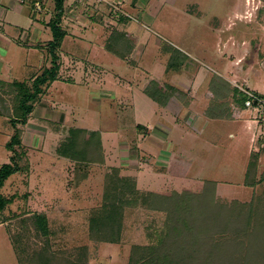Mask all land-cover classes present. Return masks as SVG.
Instances as JSON below:
<instances>
[{
    "label": "rangeland",
    "instance_id": "1",
    "mask_svg": "<svg viewBox=\"0 0 264 264\" xmlns=\"http://www.w3.org/2000/svg\"><path fill=\"white\" fill-rule=\"evenodd\" d=\"M18 1L19 33L8 25L2 34L0 24L9 41L7 50L0 41V166L9 161L10 119L17 116L11 84L32 90L51 66L54 1ZM61 25L62 73L41 85L25 123L15 124L26 149L22 169L0 188L9 200L0 211V264H33L47 241L66 257L85 246L89 264H128L133 245L158 244L161 235L177 264H227L235 242L224 231L226 214L236 204L264 205V98L242 106L232 88L264 96V0H66ZM108 43L118 53L104 49ZM167 45L187 56L179 69H166L173 54ZM150 80L179 89L157 105ZM72 126L100 132L99 160L78 166L57 154ZM112 168L147 198L125 207L118 242H98L89 217ZM35 214L45 216L47 234L36 228ZM216 241L222 246L214 256L198 252Z\"/></svg>",
    "mask_w": 264,
    "mask_h": 264
},
{
    "label": "trees",
    "instance_id": "2",
    "mask_svg": "<svg viewBox=\"0 0 264 264\" xmlns=\"http://www.w3.org/2000/svg\"><path fill=\"white\" fill-rule=\"evenodd\" d=\"M53 17L49 19V26L51 29L52 40L49 42L50 49V62L51 66H46L42 69L41 73L34 78L33 89L29 90L26 85L22 83H12L11 86L18 89V95L16 100L18 105L16 107L17 116L10 119V124L13 126L14 132L10 138V141L6 143V147L11 152L9 161L0 166V188L3 186L5 180L12 175L20 171V160L26 149L20 141L19 131L15 127V124L25 123L27 114L32 109V102L36 100L43 92L41 85H48L58 77V71L60 68V55L57 49L60 47V41L66 34L61 25V17L64 12V2L66 0H53ZM167 47V48H166ZM163 48L165 52L171 51L173 54L169 58L166 69H178L186 60L187 56L180 50L173 48L172 46H166ZM106 49L116 53L110 43L106 45ZM57 52V54L55 53ZM118 53V52H117ZM222 86L229 88V82L226 79H219ZM2 83V82H0ZM4 83V82H3ZM148 95L156 102L164 103L171 93L177 92V88L171 84H160L155 80L149 82ZM233 92L238 93L240 98H235L236 102L242 106L245 105V101L248 99L244 92H241L237 87H232ZM213 89V88H212ZM217 96V95H215ZM261 97H264L261 95ZM213 109L217 107L216 103L212 101ZM17 110L19 112H17ZM99 131H88L83 127H69L67 134L62 142L56 147L55 151L60 157L67 158L77 163L78 166H84L89 162H96L102 156L101 154V139ZM17 147L19 150H17ZM257 154H252L253 160L248 164L246 170L247 185H252V179L249 180V174L254 176L255 161ZM251 176V177H252ZM264 176V174L262 175ZM138 190L135 186V181L129 177L121 176L118 173L117 168H112L111 173L106 175L104 182V190L101 206L89 217V232L90 237L98 242L116 243L120 240L122 231V222L124 217L125 207L135 206L142 199L146 201L144 196L138 194ZM150 195L161 196V194L150 193ZM175 197V193L171 194ZM178 196V195H177ZM9 203V200L0 193V211L3 210L5 205ZM178 209L175 210V212ZM35 226L43 234H47V222L44 215L35 214ZM226 223L224 231L228 238L235 242L233 243V249L227 260V264H260L264 263V205L259 200L252 201L249 204H236L234 210H229L226 214ZM163 237V238H162ZM246 237V241H242V238ZM245 238V239H246ZM164 236L158 240V244L154 245H133L128 258V264H177L176 260L171 257V253L167 249H162ZM221 239V238H220ZM211 242V240H210ZM246 242V243H245ZM210 245L207 248H199L198 252L206 250L208 258L214 256V253L221 251V246L217 244ZM49 242L47 241L44 248L38 251L32 260L33 264H89L86 258V247L83 246L77 255L66 257L61 256L49 248ZM238 246L236 249L235 247ZM232 247V246H231ZM235 252V253H234ZM241 257H234L236 254ZM233 256V257H232ZM201 257V261H204ZM207 264H210L209 262Z\"/></svg>",
    "mask_w": 264,
    "mask_h": 264
},
{
    "label": "crops",
    "instance_id": "3",
    "mask_svg": "<svg viewBox=\"0 0 264 264\" xmlns=\"http://www.w3.org/2000/svg\"><path fill=\"white\" fill-rule=\"evenodd\" d=\"M24 2V1H23ZM22 4H24V3H22L21 1L19 2L18 0H0V24H1V22L3 23L2 25H3V29L4 30H2L1 29V31H2V34L3 33H5V31H6V29H5V26H8V25H10L11 27H13L14 28V30L15 31H17V34L19 33V31H18V29H21V28H19V27H22V26H20V22H21V18H22V16H21V12L23 11V9H24V7L22 6ZM33 33H37V34H39V36L41 37V31H39V30H35V28H31V34H33ZM41 33V34H40ZM26 34V36L28 35V33L27 32H24V35ZM14 37V36H13ZM40 37H36V38H40ZM11 38H12V35H11ZM14 38H17V36L16 37H14ZM14 38H12V42H15V39ZM0 41H2L1 43H2V45H1V47L2 48H4L5 50H7L8 49V46H9V41H8V38H5V37H1L0 36ZM39 41H41V38L39 39ZM34 46H35V44H34ZM36 47V46H35ZM104 47V46H103ZM104 49H106V47H104ZM108 50V49H107ZM63 52V51H62ZM62 54V53H61ZM3 55H5V52L3 53ZM63 55V54H62ZM66 55H69L68 57H70V56H73V55H71V54H66ZM76 57V56H75ZM187 59V58H186ZM61 67H62V65H60V68H59V72H58V74H60L61 75V73H62V69H61ZM179 69V68H178ZM103 72V71H102ZM173 86L174 87H176V88H178V86H176V85H174L173 84ZM179 89V88H178ZM186 97H188L189 98V95L187 94V96ZM150 98V97H149ZM191 98V97H190ZM189 98V99H190ZM151 99V98H150ZM152 101H154L153 99H151ZM155 102V101H154ZM157 105H158V103L157 102H155ZM207 104H208V101H207ZM197 118H200L199 116H197ZM143 126V125H142ZM145 126V125H144ZM148 127V126H147ZM88 130V129H87ZM97 131V130H96ZM154 133L155 132H158L157 130L156 131H153ZM100 133V132H99Z\"/></svg>",
    "mask_w": 264,
    "mask_h": 264
},
{
    "label": "built area",
    "instance_id": "4",
    "mask_svg": "<svg viewBox=\"0 0 264 264\" xmlns=\"http://www.w3.org/2000/svg\"><path fill=\"white\" fill-rule=\"evenodd\" d=\"M38 4H39V2H37V4H36V5H37V6H36V7H37L36 9H37V10H40V6H38ZM66 9L68 10V6H67ZM245 93L247 94V96H249L248 99L245 101L246 104H250V102H251L252 104H255V103L257 104V103H259V102H260V103L263 102V98H264V97L259 98V97L256 96V94H254V93H250V92H248V91H246ZM249 98H252V100H254V101L249 100Z\"/></svg>",
    "mask_w": 264,
    "mask_h": 264
}]
</instances>
